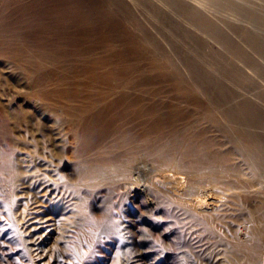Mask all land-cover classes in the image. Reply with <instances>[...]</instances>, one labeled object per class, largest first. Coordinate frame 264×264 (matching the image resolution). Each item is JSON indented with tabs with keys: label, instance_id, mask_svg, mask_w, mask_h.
<instances>
[{
	"label": "bare ground",
	"instance_id": "bare-ground-1",
	"mask_svg": "<svg viewBox=\"0 0 264 264\" xmlns=\"http://www.w3.org/2000/svg\"><path fill=\"white\" fill-rule=\"evenodd\" d=\"M3 1L0 58L29 79L18 85L27 107L41 115L42 100L57 128H74L82 176L113 170L134 194L189 192L193 211L215 206L211 179L242 188L241 164L262 176L264 0ZM55 130L40 137L60 146Z\"/></svg>",
	"mask_w": 264,
	"mask_h": 264
},
{
	"label": "rangeland",
	"instance_id": "rangeland-1",
	"mask_svg": "<svg viewBox=\"0 0 264 264\" xmlns=\"http://www.w3.org/2000/svg\"><path fill=\"white\" fill-rule=\"evenodd\" d=\"M11 1L12 7L30 2ZM3 7L0 0L5 25ZM5 59L0 58V264L262 263L264 239L251 236V228L264 226V172L253 180L246 166L238 165L243 185L230 191L228 182L211 179L215 206L200 211L187 206L189 192L176 199L151 185L134 194L113 170L102 178L82 176L74 128L68 123L57 128L42 100L33 99L41 115L27 107L28 92L18 85L29 79ZM5 107L14 123L4 117ZM35 118L40 125L32 124ZM55 129L64 140L60 146L53 137H40ZM252 250L259 254L250 260Z\"/></svg>",
	"mask_w": 264,
	"mask_h": 264
}]
</instances>
